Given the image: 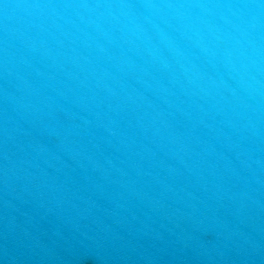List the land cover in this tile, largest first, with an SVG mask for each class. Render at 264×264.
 I'll return each instance as SVG.
<instances>
[{
	"label": "water",
	"instance_id": "1",
	"mask_svg": "<svg viewBox=\"0 0 264 264\" xmlns=\"http://www.w3.org/2000/svg\"><path fill=\"white\" fill-rule=\"evenodd\" d=\"M0 264H264V0H0Z\"/></svg>",
	"mask_w": 264,
	"mask_h": 264
}]
</instances>
